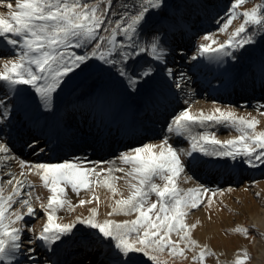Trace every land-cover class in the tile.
Listing matches in <instances>:
<instances>
[{
	"label": "snow or ice",
	"instance_id": "1",
	"mask_svg": "<svg viewBox=\"0 0 264 264\" xmlns=\"http://www.w3.org/2000/svg\"><path fill=\"white\" fill-rule=\"evenodd\" d=\"M246 0H232L218 31L225 33L233 20L242 17V22L222 42L214 34H205L198 46L197 55L212 56L222 63L223 57L235 59L237 50L253 43L257 34L264 35V0L251 9L238 11ZM115 0H15V9L8 3L7 15L0 14V52L13 58L4 60L0 65V91L7 86L3 96L21 91L16 86L26 85L34 90L45 107H51L53 94L61 88L63 82L79 71L88 68L92 60L102 62L115 69L126 82L130 90H138L139 85L150 78L154 69L150 60L160 62L164 59V48L160 28L167 18L164 9L167 0H133V8L123 4V10L114 7ZM159 15L160 20H153ZM175 23V20L173 19ZM251 29V31H250ZM150 35L145 46L140 38ZM121 38V39H118ZM72 49H82L77 53ZM197 55L191 57L197 59ZM142 56L148 57L141 63ZM168 76L175 77L171 69H166ZM183 73L180 79H184ZM180 88L181 84L176 83ZM264 108V105L260 106ZM191 105L174 115L167 124V133L159 145L145 143L119 155L122 165L129 167H90L87 161L77 158L60 163H32L21 159L20 177L27 173L39 176L44 188L50 195L46 202L39 195L34 196V185L9 173L10 178L0 181V264H19L24 257L28 264H37L33 244H40L46 249L63 244L75 235L77 224L98 230V234L114 242L115 264H136L135 254H143L151 264H169L164 253L173 259L183 257L185 250L199 252L193 255V261L204 264L207 246H200L192 238V229L197 223L188 224L185 218L190 209H197L208 194L211 205L214 190L196 185L183 189L179 180H190L185 176V161L182 157H192L201 153L204 157L231 158L240 160L250 167L264 165V130H257L260 121L251 114L237 115L235 109L213 104L209 112L190 111ZM264 116V111L260 112ZM7 101L0 97V117H8ZM214 126H225L236 133L231 138L221 140L216 132L209 131ZM200 128L203 131H195ZM186 139L187 149L170 143V139ZM30 148L38 147L33 141ZM43 151V149H41ZM9 155L6 142H0V164L8 165L14 160ZM123 173L117 176L114 173ZM104 173L103 176L101 174ZM159 179L162 183H157ZM123 180L128 195L125 197L117 187V181ZM102 184L113 197L119 195L110 204L107 214L130 215L132 220L114 221L97 219V208L89 209L87 217L77 216L71 222H60L58 212L72 211L75 205L67 197L66 189L79 195L81 190ZM10 188V191L7 189ZM155 200H151V196ZM259 195V193H257ZM38 202L46 220L37 232L25 224L26 217H37ZM98 202V197H93ZM92 200H79V205ZM19 204L20 209H14ZM26 209V211H24ZM236 233L248 234V229L236 226ZM32 233L27 246L24 245L23 233ZM175 234L177 239H173ZM183 245V246H181ZM247 253L237 254L232 264H244ZM43 264H50L45 260Z\"/></svg>",
	"mask_w": 264,
	"mask_h": 264
},
{
	"label": "rangeland",
	"instance_id": "2",
	"mask_svg": "<svg viewBox=\"0 0 264 264\" xmlns=\"http://www.w3.org/2000/svg\"><path fill=\"white\" fill-rule=\"evenodd\" d=\"M125 2L134 12L133 0H115V9L122 11ZM231 2L167 0L168 6L164 9L167 18L162 25H157L166 49L164 59L149 61L154 73L139 85L138 90L128 89L115 69L97 60H92L85 70L70 74V78L53 94L51 107H45L34 90L26 85L16 86L20 95L13 92L4 97L3 92L8 90L6 86L0 91V97L7 101L9 116L0 117V142L7 143L9 155L15 159L7 166L0 164V181L9 179V173L15 174L31 182L34 196L39 195L46 202L50 192L43 187L38 175L27 173L25 169V176L20 177L21 159L32 163H60L80 158L97 169L127 168L129 166L118 160L119 155L145 143L159 145L166 135H170L167 124L172 117L188 105L193 113L200 110L207 113L214 103L230 107L237 115L257 117L260 121L257 130H264V116L260 115L264 111L260 107L264 105V35L257 34L251 45L236 51L235 59L223 57L222 63L209 55H197L199 44L205 42L202 40L205 34H214V38L222 42L242 22L243 18L237 17L227 32L218 31ZM261 2L246 0L238 11L251 9ZM8 3L15 9V0H0V14L7 15ZM153 20H160V16H153ZM149 41L150 35L140 38L145 46ZM72 50L83 52L82 49ZM194 55H197L196 60L191 59ZM12 58L6 53L0 55V65ZM145 60L148 57L142 56L140 62ZM166 69H171L175 77L168 76ZM181 73L184 79H180ZM177 82L181 84L180 88L176 87ZM31 100H34L33 106ZM41 108L44 111L39 114ZM209 131L216 132L221 140L238 134L225 126H214ZM33 141L38 147H29ZM169 142L185 149L189 147L183 138H173ZM182 159L186 162L184 175L191 179L185 181L181 178L179 187L188 189L203 185L216 192L211 205L207 201L208 194H205L201 205L190 209L185 218L188 224L198 221L196 228L192 229V238L198 245L207 246L206 251L211 253L206 255L204 264H232L237 254L244 253L248 256L244 264H254L257 258L260 264H264V224L260 222L264 208V165L250 167L239 159L204 157L201 153ZM156 182L162 183L159 179ZM117 187L125 197L128 195L123 180L117 181ZM66 191L75 208L59 211L60 222H71L77 216L87 217L91 208H97L99 221L120 222L135 218V213L107 215L111 211L110 204L120 196L113 197L102 184L81 190L79 195L71 192L70 187ZM94 196L98 197V202ZM80 199H91L92 202L81 206ZM150 199L156 197L153 195ZM33 206L37 208V217H26L25 224L38 232L46 217L34 198ZM14 209H20V205H14ZM238 225L246 227L248 234L232 231ZM74 233V236L69 234L70 241L58 243L55 250L33 244L35 255L39 257L37 264H43L45 260L50 264H115L114 242L110 247L98 230L83 224H77ZM31 236L32 233H23L25 246ZM172 238L177 239L175 234ZM198 252L199 248L186 249L185 255L177 259L170 258L165 252L164 258L169 264H199V261L192 260ZM134 260L136 264H151L143 254H135ZM19 264H28V261L20 257Z\"/></svg>",
	"mask_w": 264,
	"mask_h": 264
},
{
	"label": "bare ground",
	"instance_id": "3",
	"mask_svg": "<svg viewBox=\"0 0 264 264\" xmlns=\"http://www.w3.org/2000/svg\"><path fill=\"white\" fill-rule=\"evenodd\" d=\"M30 103L33 106L34 105V100H31ZM43 111H44V109L41 108L38 113L41 114ZM54 139H57V136L54 135ZM262 213H263V215L260 217V222L264 224V208H263V212ZM91 257L93 259L94 255H92ZM254 264H260L259 258L254 260Z\"/></svg>",
	"mask_w": 264,
	"mask_h": 264
},
{
	"label": "trees",
	"instance_id": "4",
	"mask_svg": "<svg viewBox=\"0 0 264 264\" xmlns=\"http://www.w3.org/2000/svg\"><path fill=\"white\" fill-rule=\"evenodd\" d=\"M196 1H197V0H196ZM186 5L189 7V4H186ZM187 13H188V12H187ZM186 16H188L187 18H189V16H190L189 13H188V15H186ZM250 31H251V29H250Z\"/></svg>",
	"mask_w": 264,
	"mask_h": 264
}]
</instances>
